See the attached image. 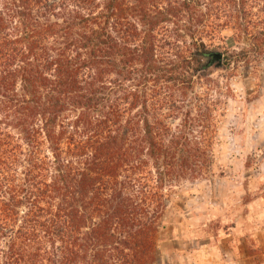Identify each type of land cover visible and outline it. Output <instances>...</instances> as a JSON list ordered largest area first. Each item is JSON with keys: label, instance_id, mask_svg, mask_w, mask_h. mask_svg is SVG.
Returning <instances> with one entry per match:
<instances>
[{"label": "trees", "instance_id": "16d2710c", "mask_svg": "<svg viewBox=\"0 0 264 264\" xmlns=\"http://www.w3.org/2000/svg\"><path fill=\"white\" fill-rule=\"evenodd\" d=\"M255 59L264 0H0V264H157L214 161L207 72Z\"/></svg>", "mask_w": 264, "mask_h": 264}, {"label": "rangeland", "instance_id": "374dc122", "mask_svg": "<svg viewBox=\"0 0 264 264\" xmlns=\"http://www.w3.org/2000/svg\"><path fill=\"white\" fill-rule=\"evenodd\" d=\"M207 74L221 101L214 161L166 202L157 264H264V59Z\"/></svg>", "mask_w": 264, "mask_h": 264}, {"label": "water", "instance_id": "95a60500", "mask_svg": "<svg viewBox=\"0 0 264 264\" xmlns=\"http://www.w3.org/2000/svg\"><path fill=\"white\" fill-rule=\"evenodd\" d=\"M207 57L210 59V65L219 64L222 65L223 55L220 52L207 54Z\"/></svg>", "mask_w": 264, "mask_h": 264}, {"label": "crops", "instance_id": "0c3cea01", "mask_svg": "<svg viewBox=\"0 0 264 264\" xmlns=\"http://www.w3.org/2000/svg\"><path fill=\"white\" fill-rule=\"evenodd\" d=\"M238 262H239V264L241 263V261H240V260H238Z\"/></svg>", "mask_w": 264, "mask_h": 264}]
</instances>
